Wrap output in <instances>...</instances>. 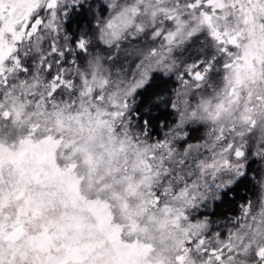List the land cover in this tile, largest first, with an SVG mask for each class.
<instances>
[{
  "label": "rangeland",
  "instance_id": "obj_1",
  "mask_svg": "<svg viewBox=\"0 0 264 264\" xmlns=\"http://www.w3.org/2000/svg\"><path fill=\"white\" fill-rule=\"evenodd\" d=\"M83 3L94 28L71 43ZM154 73L179 81L161 137L130 115ZM251 160L255 193L215 222ZM263 248L264 0H0V264H264Z\"/></svg>",
  "mask_w": 264,
  "mask_h": 264
},
{
  "label": "trees",
  "instance_id": "obj_2",
  "mask_svg": "<svg viewBox=\"0 0 264 264\" xmlns=\"http://www.w3.org/2000/svg\"><path fill=\"white\" fill-rule=\"evenodd\" d=\"M92 8L93 6L84 3L72 7L65 23V33L71 43H77L80 36L88 34L94 28L95 11ZM105 10L104 6L99 9L103 15L106 14ZM178 91L179 81L176 76L154 73L148 83L134 95L130 108L132 119L150 136L161 137L176 122L173 103ZM200 138V130L192 129L185 143L198 141ZM258 173L256 160H251L246 174L229 186L220 199L212 204L210 215L215 222L226 223L229 218L234 219L240 215L243 204L257 189Z\"/></svg>",
  "mask_w": 264,
  "mask_h": 264
},
{
  "label": "flooded vegetation",
  "instance_id": "obj_3",
  "mask_svg": "<svg viewBox=\"0 0 264 264\" xmlns=\"http://www.w3.org/2000/svg\"><path fill=\"white\" fill-rule=\"evenodd\" d=\"M246 172H247V169H246V171H245V174H246ZM244 174V175H245ZM262 257H264V248L262 249Z\"/></svg>",
  "mask_w": 264,
  "mask_h": 264
},
{
  "label": "water",
  "instance_id": "obj_4",
  "mask_svg": "<svg viewBox=\"0 0 264 264\" xmlns=\"http://www.w3.org/2000/svg\"><path fill=\"white\" fill-rule=\"evenodd\" d=\"M234 40H235V39H234ZM229 42H230V43H235V42L233 41V39H231Z\"/></svg>",
  "mask_w": 264,
  "mask_h": 264
}]
</instances>
